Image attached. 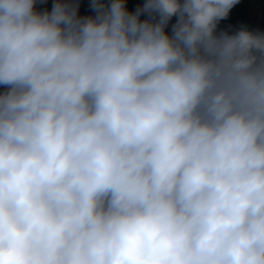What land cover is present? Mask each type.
I'll list each match as a JSON object with an SVG mask.
<instances>
[{
    "label": "clouds",
    "instance_id": "clouds-1",
    "mask_svg": "<svg viewBox=\"0 0 264 264\" xmlns=\"http://www.w3.org/2000/svg\"><path fill=\"white\" fill-rule=\"evenodd\" d=\"M237 3L0 0V264H264V31L218 30Z\"/></svg>",
    "mask_w": 264,
    "mask_h": 264
},
{
    "label": "crops",
    "instance_id": "crops-1",
    "mask_svg": "<svg viewBox=\"0 0 264 264\" xmlns=\"http://www.w3.org/2000/svg\"><path fill=\"white\" fill-rule=\"evenodd\" d=\"M87 0H79L80 3V15H90L92 9L86 4ZM56 0H37L38 10H51L52 5ZM146 0H126V7L129 11H134L138 6L145 3ZM144 18L143 16L141 17ZM175 17L171 23L175 22ZM171 23L168 31H170ZM241 26H247L250 30L264 31V0H239L229 13V16L221 20L218 25V30H229L230 32L237 30ZM3 90V86H0V91Z\"/></svg>",
    "mask_w": 264,
    "mask_h": 264
},
{
    "label": "built area",
    "instance_id": "built-area-1",
    "mask_svg": "<svg viewBox=\"0 0 264 264\" xmlns=\"http://www.w3.org/2000/svg\"><path fill=\"white\" fill-rule=\"evenodd\" d=\"M91 0H87L86 4L90 6Z\"/></svg>",
    "mask_w": 264,
    "mask_h": 264
}]
</instances>
